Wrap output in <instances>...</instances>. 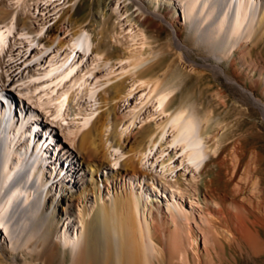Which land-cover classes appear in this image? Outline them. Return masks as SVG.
<instances>
[{"label":"rangeland","instance_id":"obj_1","mask_svg":"<svg viewBox=\"0 0 264 264\" xmlns=\"http://www.w3.org/2000/svg\"><path fill=\"white\" fill-rule=\"evenodd\" d=\"M13 1L0 0V22L9 19L12 11L19 12L15 20L21 33L0 58V94H4L0 96L5 102L0 101V110L9 104L11 109L18 107L16 117L33 114L35 140L42 142L46 135L43 182L39 184L44 190L37 192L44 197L42 212H52L53 198L63 204L66 192L81 193L71 213L58 221L59 227L67 225L75 234L82 230L79 221L84 220L86 208L94 216L99 195L107 203L126 191L143 193L149 198L146 219L154 231L158 217L169 221L173 214L181 239L174 249L169 241L157 237V247L162 251L152 255V264H264V205H259L264 200V24L256 34L241 38L232 47L231 42L205 35L185 20L182 0H26V11ZM259 2L261 9L264 0ZM80 28L90 34L92 52L86 64H96L91 68L90 82L96 81L97 95L87 103L79 98L81 105L75 106L76 110L69 107L63 119H56L51 113L53 106L47 109L34 94L26 96L22 77L35 73L38 66L32 61L37 53L63 51ZM94 55L97 59L92 63ZM157 78L173 83L170 108L190 103L198 114L209 118L206 144L215 145L217 150L209 153L201 170L194 174L180 165L173 149L161 141L148 151L135 174L114 177L133 155L127 151L148 146L149 132L166 115L149 112L152 103L147 97L152 93L151 81ZM117 82H122L120 92L113 88ZM43 107L50 110L49 114ZM142 107L141 117L132 121V113ZM105 116L110 118L108 127L103 135L99 128L98 136H103L105 148L113 154L100 171L102 182L95 191L87 188L89 172L82 169L76 141ZM120 116L118 129H126L123 140L145 127L130 147L113 141L115 135L118 137L115 120ZM87 117L89 124L83 125ZM208 181L211 185L207 188ZM213 199L225 208L226 218L209 219L210 211L215 212ZM41 217L40 213L37 218ZM214 224L230 229L234 236L213 239ZM1 234L0 264H73L69 250L52 254L39 236L22 244L5 237L4 230ZM85 234L84 243L88 229ZM62 255L66 256L64 263Z\"/></svg>","mask_w":264,"mask_h":264},{"label":"bare ground","instance_id":"obj_2","mask_svg":"<svg viewBox=\"0 0 264 264\" xmlns=\"http://www.w3.org/2000/svg\"><path fill=\"white\" fill-rule=\"evenodd\" d=\"M182 1L185 20H188L205 35L231 42L232 47L241 38H250L256 34L258 27H262L264 24V7L260 9L259 0ZM14 3L23 7L24 11L28 9L26 6H29L26 0H15ZM135 3L144 6L140 1ZM178 7L180 9L179 4ZM179 11L183 19L182 11ZM14 12L12 11L9 19L0 22V58L18 40L16 34H21L16 30L15 20L19 12ZM154 16L164 19L157 13H154ZM174 31L177 43L180 44L176 29ZM55 39L56 36L50 45L54 44ZM34 45L35 41L29 43L30 47ZM91 48L90 34L87 30L80 28L75 31L69 45L63 51L51 54L50 50L46 49L37 53L32 61L38 66L34 70L35 73H29L30 75L26 73L27 75L22 77V82L27 89L26 96L33 97L34 94V97L37 96V102L39 104L42 102L41 105L46 106L47 109L53 106L51 113L56 119H63L68 114L69 107L76 110L75 106L81 105L79 98H85L86 103L93 101L98 89L95 86L96 81H92V84L90 82L93 75L91 68L96 67L93 60L97 58L94 55L92 67H87L86 59L89 57ZM218 69L220 68L218 67ZM220 71L223 72L221 69ZM151 82H153L152 93L147 97L152 103V110L149 112L166 115L157 124V127L153 126L155 129L153 128L154 130L149 132L148 142L150 144L145 147H139V145V148L127 151L133 152V155L123 162V170H118L113 175L119 177L135 174L147 159L148 151L155 149L157 143L161 141L173 149L174 154L180 159V165L197 174L209 153H214L217 150L215 145L206 144L209 138V118L198 114L195 106L190 103L184 102L170 108L169 96L173 91V83L171 82V85L163 80H158V78ZM121 86L122 82H117L113 88L120 92ZM47 109H45L46 113L50 111ZM11 111L9 104L0 110V230H4L5 237L10 236L23 244L39 236L42 242L48 245L52 254H61V251L69 250L73 264H152V255L162 251L157 247L159 246L156 241L157 237L169 241L174 249L181 243L174 215H171L169 221L158 217L157 230L154 231L146 219V210L150 208V206L148 207L149 198L146 194H135L133 191H126L125 195L115 197L107 203L101 201L99 195V207L94 216L91 217V210L86 208L84 220L79 221L82 222L80 233L76 231L74 234L73 230L70 232L67 225L59 227V219L62 218V215L71 213L75 202L81 197V193L66 192V200L63 204L53 198L50 202L52 212H42L44 197L42 194L38 195L37 192L44 190V186L39 185L40 181L43 182L44 156L42 150L45 148L44 142L40 141L39 143L35 140L36 127L32 129V124H35L32 119L33 114L23 115L21 113L14 120ZM143 111V107L134 111L132 121L140 118ZM89 119L87 117L83 121V125H86ZM109 121V116H105L101 122L97 119L81 135L79 141H76L77 153L82 159V169L89 172L87 188L95 191L100 189L102 182L100 171L106 160H111L113 154L112 151L109 152L105 148L106 141H102L103 136L101 139L98 136L100 132L98 129L102 128L101 135H103ZM121 123L122 116L115 120V134L117 133L118 137L115 135L113 141L118 146L128 145L130 147L145 130V127L132 132L123 140L122 136L126 133V129H124L125 131L118 129ZM136 154L139 155L138 159L135 158ZM219 164L221 166V163ZM210 185L208 181L205 186L208 188ZM211 204L215 212L210 211V220L226 218L225 208L219 201L213 199ZM259 205H264V200L259 201ZM170 207L169 205L168 208ZM40 213L42 214L41 219L37 218ZM212 227L215 240L223 237L229 239L230 236H234L228 228H217L215 224ZM87 229L89 230L88 241L84 243L83 239ZM208 229L211 228L208 227ZM55 236L57 237L56 242L54 241ZM196 242L195 238L194 243ZM64 262H66V256L62 255V263Z\"/></svg>","mask_w":264,"mask_h":264},{"label":"water","instance_id":"obj_3","mask_svg":"<svg viewBox=\"0 0 264 264\" xmlns=\"http://www.w3.org/2000/svg\"><path fill=\"white\" fill-rule=\"evenodd\" d=\"M177 10H178V16H179V20L181 21L182 17L180 16V11H179V7L177 5ZM252 93V92H251ZM37 140V139H36ZM0 236H2L1 234V230H0Z\"/></svg>","mask_w":264,"mask_h":264}]
</instances>
